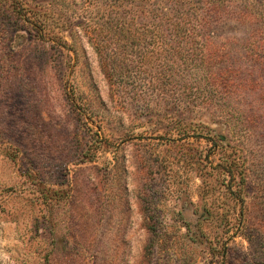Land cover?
<instances>
[{"label":"rangeland","instance_id":"374dc122","mask_svg":"<svg viewBox=\"0 0 264 264\" xmlns=\"http://www.w3.org/2000/svg\"><path fill=\"white\" fill-rule=\"evenodd\" d=\"M0 264H264V0H0Z\"/></svg>","mask_w":264,"mask_h":264},{"label":"trees","instance_id":"16d2710c","mask_svg":"<svg viewBox=\"0 0 264 264\" xmlns=\"http://www.w3.org/2000/svg\"><path fill=\"white\" fill-rule=\"evenodd\" d=\"M227 172L230 174V176H231V174H232V172H231V170L230 169H227Z\"/></svg>","mask_w":264,"mask_h":264}]
</instances>
